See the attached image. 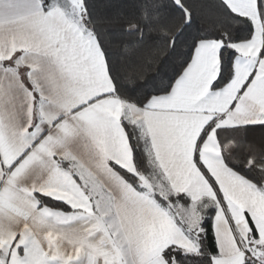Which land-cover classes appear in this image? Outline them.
Instances as JSON below:
<instances>
[{
  "label": "snow or ice",
  "instance_id": "1",
  "mask_svg": "<svg viewBox=\"0 0 264 264\" xmlns=\"http://www.w3.org/2000/svg\"><path fill=\"white\" fill-rule=\"evenodd\" d=\"M264 0H0V264H264Z\"/></svg>",
  "mask_w": 264,
  "mask_h": 264
},
{
  "label": "trees",
  "instance_id": "2",
  "mask_svg": "<svg viewBox=\"0 0 264 264\" xmlns=\"http://www.w3.org/2000/svg\"><path fill=\"white\" fill-rule=\"evenodd\" d=\"M249 139L254 143H256L257 145L264 143V137H261L259 132L254 133L252 136L249 137Z\"/></svg>",
  "mask_w": 264,
  "mask_h": 264
}]
</instances>
